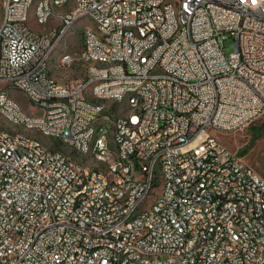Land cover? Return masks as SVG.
<instances>
[{
    "label": "built area",
    "instance_id": "built-area-1",
    "mask_svg": "<svg viewBox=\"0 0 264 264\" xmlns=\"http://www.w3.org/2000/svg\"><path fill=\"white\" fill-rule=\"evenodd\" d=\"M27 1H3L0 80L23 84L31 101L43 106L49 95H68V102L49 106L46 121L22 115L9 96L0 95L1 110L59 133L65 148L0 131V264H137V255L146 254L160 256L159 264L163 257L191 264L194 256L201 264H264V177L220 141L209 142L214 132L240 130L264 115V0H184L186 31H179L174 8H162L163 0H82L61 26L72 27L82 11L98 14L102 30L117 26L112 49L91 37L81 54L112 58L114 72L82 74L64 88L45 81L43 51L54 43L55 29L32 33ZM48 13L45 2L40 23L49 21ZM132 28H140L144 40H136ZM227 38L234 41L229 56ZM139 54H146L145 62H138ZM155 74H165L166 82H155ZM101 76H112V84L99 88L102 105H93L84 98L85 85ZM133 83L143 84L134 104H144V111L117 117L113 98ZM96 114H103L107 129L115 122L122 151V160H114V153L99 149L120 172L115 195L105 193L103 178L86 177L69 155L73 144L86 149L96 130H86V123ZM131 124L139 125L137 135H130ZM128 159L142 167L143 180L130 200L117 204L118 191L133 180ZM155 159L167 171L158 188L169 189V196L162 198L150 188V175L159 177ZM143 191L151 192L149 211L137 223L124 222ZM212 197L220 204L212 205ZM229 197H241L243 215H235ZM95 203H103L106 219L91 216ZM175 207H183L182 217H175ZM213 220H220V229L207 235ZM247 235H254L257 248L247 246ZM196 240H204L200 251H193ZM104 244L116 245V252L102 254ZM255 252H262L260 263H251Z\"/></svg>",
    "mask_w": 264,
    "mask_h": 264
},
{
    "label": "bare ground",
    "instance_id": "bare-ground-1",
    "mask_svg": "<svg viewBox=\"0 0 264 264\" xmlns=\"http://www.w3.org/2000/svg\"><path fill=\"white\" fill-rule=\"evenodd\" d=\"M59 0H28L27 9L25 15V23H29V16L31 7L36 2V20L40 25L48 24L53 18H59L63 22L66 18L65 13H59L58 10L69 7L72 1H60ZM82 0H75L71 10L79 9L80 2ZM46 2V10L48 13V20L40 23L39 10L42 4ZM58 2V3H57ZM162 8H174V23L179 28V31H186V22L183 19L185 15L184 0H163ZM90 16L94 20V26L86 28L84 31V43H83V54H85V47L90 46V39L100 40V46L104 49L113 48V40L110 38V34H117V26H110L109 30H102L101 20L98 14L92 11H82L77 13L72 23H74L84 17ZM5 22V15H3L2 23ZM71 26H61L59 31L54 32V43L49 45L43 51V67L45 69V81L51 82V85L56 88H64L69 83H73L74 80H69L66 84H61L55 78L51 77L50 59L55 51L59 41L66 37L72 29ZM28 28L32 33L34 32L29 24ZM53 31V30H52ZM51 31V32H52ZM46 33V34H50ZM132 36L136 40H144V32L140 28H132ZM75 56V55H74ZM74 56L66 54L59 59V67H70L74 63ZM68 57H72V60H68ZM83 60L88 64L86 70V76H94L95 73L99 74H110L114 72L113 59L110 57H101L99 55H89L82 57ZM65 64L63 62L67 61ZM146 54L138 55V62H145ZM155 82L164 83L166 82L165 74H155ZM112 84V76H101L93 80H88L84 89V98L89 99L93 105H102L103 95L98 92L99 88H104ZM2 86V87H1ZM0 95L9 96L10 90L21 91L28 99L31 105L38 107L42 112L40 116H31L35 121H46V115L49 114V106H55L57 103L68 102V95H49L47 98V105L43 106L39 103L31 101V95L25 91V86L20 83H13V78H5L0 80ZM143 91L142 83H133L131 85H124L123 92L120 94V98H113V108L116 112L117 117H134L138 116L144 111V104H134V99H140V94ZM9 102L12 106L16 107L22 115H27L22 110L21 106L15 102L9 96ZM124 112V114H121ZM0 114L14 127H24L29 131H39L45 137L55 141L62 142L65 145L64 139H59V133H51L45 127L36 123H26L21 120L14 119L10 115L8 110H1L0 101ZM95 130L91 134V139L87 140L86 149H83L80 144H73L69 147V155L72 159L76 160L79 158L82 162H77L78 167H83V174L90 179L103 178L107 181L105 185V193L107 195H115L117 188V181L120 180V172L112 165L111 162L106 160L102 155L99 154V149L103 148L109 150V153H114V160H122V151H119V145H116L115 141V122H108L103 119V114H96L94 122L86 123V130ZM0 131H3L6 135H15L17 140H36L30 136H26L20 133H10L0 127ZM139 132L138 124L130 125V135H137ZM209 142H219L216 137L209 135ZM54 143V142H53ZM55 145L51 144L47 148H54ZM65 147V146H64ZM58 150V149H56ZM78 154V157L75 154ZM83 162L85 164H83ZM155 169L158 174L150 175V188H154L155 198H162V196H169V189L158 188L160 180H167V171H165V163L162 159H155ZM127 171L133 175L132 182L123 184L121 190L118 191L117 204H125L127 200L131 199V190H140L141 182L143 180L142 167L139 166L136 159L127 160ZM157 189V190H156ZM66 190H73V183H66ZM151 192L143 191L141 195V201L135 206L131 207L129 211L124 215V222L137 223L150 209ZM220 197H212V205H219ZM149 205V206H147ZM228 205L235 206V215H243V204L241 203V197H229ZM183 207H175V217H182ZM91 216L94 219H106V211H103V203H95L91 208ZM220 229V220H213L207 226V235H214ZM127 234H135V227H127ZM247 246L249 248H257V240L254 235H247ZM201 247H204V240H196L193 243V251H200ZM116 252V245L104 244L102 246V254H113ZM262 261V252H255L251 255V263H260ZM160 256L155 254L137 255V264H159ZM163 264H170V257H163ZM184 264V263H177ZM191 264H201V256H194L191 260Z\"/></svg>",
    "mask_w": 264,
    "mask_h": 264
},
{
    "label": "rangeland",
    "instance_id": "rangeland-1",
    "mask_svg": "<svg viewBox=\"0 0 264 264\" xmlns=\"http://www.w3.org/2000/svg\"><path fill=\"white\" fill-rule=\"evenodd\" d=\"M3 1L4 0H0V25L3 19ZM71 1L72 2L69 4L70 7H67L66 10H69L71 6L73 7L75 0ZM35 13L36 2L31 7L28 23L34 32L38 34H46L51 32L53 29H55V31H59L61 28L62 21H60L59 18H53L48 24L40 25L36 20ZM92 26H94V20L90 16L77 20L71 31L68 33V35H70V39L68 40L66 36L61 39L56 46L50 59V66H52V69L56 72V77L58 78L59 83L66 84L69 80H74L86 73L88 64L83 60L81 54H83L84 31L86 28ZM223 46L224 52L227 56L234 52V41L231 38H227L224 41ZM63 54H71L72 56L76 54V56H74V63L72 66L59 67L58 62ZM9 96L21 106L22 110L27 115L35 117L42 114L38 107L30 104L27 97L21 91L12 89L9 91ZM121 114H124V112H121ZM0 127L13 134L20 133L34 139L38 137V140L44 141V143H47V146L54 144V148L58 150H64L65 148V145H63L62 142H55L45 137L37 130L29 131L24 127H14L1 114ZM213 136L226 146L232 154L242 158L245 163L252 166L262 177H264V115L240 130L227 133L214 132ZM75 156L78 157V154L76 153ZM76 160L82 164L79 158H76ZM83 164L85 163L83 162Z\"/></svg>",
    "mask_w": 264,
    "mask_h": 264
},
{
    "label": "crops",
    "instance_id": "crops-1",
    "mask_svg": "<svg viewBox=\"0 0 264 264\" xmlns=\"http://www.w3.org/2000/svg\"><path fill=\"white\" fill-rule=\"evenodd\" d=\"M70 7V6H69ZM71 8H72V6H71ZM71 8L69 9V10H66L67 8H64V9H60V10H58V12L60 13H65V12H68V11H70L71 10ZM52 61V60H51ZM51 65H52V62H51ZM50 68H51V72H50V74H51V77H53V78H55L57 81H59L58 80V78L56 77V72L52 69V66H50Z\"/></svg>",
    "mask_w": 264,
    "mask_h": 264
}]
</instances>
